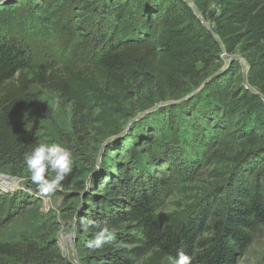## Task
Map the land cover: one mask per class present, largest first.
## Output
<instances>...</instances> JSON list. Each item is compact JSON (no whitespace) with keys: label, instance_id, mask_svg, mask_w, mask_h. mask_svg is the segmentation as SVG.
<instances>
[{"label":"trees","instance_id":"16d2710c","mask_svg":"<svg viewBox=\"0 0 264 264\" xmlns=\"http://www.w3.org/2000/svg\"><path fill=\"white\" fill-rule=\"evenodd\" d=\"M190 1L79 0L83 9L95 4L92 9L102 14L106 26L91 39L88 65L76 71L65 65L64 77L52 83L75 118L80 120L83 113L94 116L96 124L112 133L134 103L138 107L133 109L147 110L170 98L179 100L187 84L209 80L205 86L212 103L194 108L197 123H189L194 152L187 156L181 177L192 182L205 163L214 182L186 221L162 219L158 211L177 185L168 174L151 169L164 159L145 119L144 135L132 137L141 153L128 149L129 160L116 161V173L106 170L85 191L77 222L83 264H169L167 257L181 251L192 258L191 264H239L264 229V0ZM27 5L30 26L17 19L13 7L0 4L2 159L25 156L36 145L24 137L26 124L11 119L10 105L31 100V94L17 95L12 83L18 79L25 87L26 74L46 82L52 69L36 65L20 37L21 29H30L45 41L52 39L45 5L38 0H28ZM63 29L69 34L73 27ZM233 56L246 62L245 70ZM223 59L229 64L214 77ZM156 171L163 176L158 178ZM187 183L182 181L178 188ZM4 204L1 200L0 232L16 214L12 205ZM104 224L115 230L114 238L100 249H88L87 242ZM49 243L0 240V264H68L60 258L57 243Z\"/></svg>","mask_w":264,"mask_h":264},{"label":"rangeland","instance_id":"374dc122","mask_svg":"<svg viewBox=\"0 0 264 264\" xmlns=\"http://www.w3.org/2000/svg\"><path fill=\"white\" fill-rule=\"evenodd\" d=\"M38 1L47 9L46 16L50 19L47 27L52 39L45 41L30 29H21L20 37L29 46L36 65L51 66L52 69L46 75L50 80L41 83L35 80L33 74H26L25 87L20 85L18 79L15 80L12 83L13 91L17 95L31 94L29 97L31 100L23 101L19 106L10 105V116L13 121L26 124L24 137L28 141L35 144L58 143L71 149L73 171L62 181V188L42 193L39 186L31 180L24 163V155L8 159L0 157V196L4 198L0 201L2 200L6 206L12 205L16 210L10 224L1 230L0 240L5 243H17L28 238L42 246L49 242L47 245L57 243L59 256L64 262L83 264L85 255L78 248L77 222L78 215L84 210L85 191H89L95 180L104 176L106 170H113V173H116L115 162L126 163L129 160V154L126 152L128 149L137 154L141 153L139 142L132 137L144 135L147 129L145 119L150 124L148 127H152L150 135L155 148L161 159H164L155 166L151 165V169L168 174L172 183L177 185L164 199L158 215L164 220L186 221L214 189L212 169L205 163L198 168L192 182L181 177L185 173L183 164L187 156L194 152L189 124L195 126L197 123L194 108H197V104L201 108H207L208 104L212 103L205 86L209 80L198 85L187 84L179 100L170 98L147 110L133 109L132 107H138L136 103L130 105L132 110L128 117L117 122L118 128H113L112 133L96 124L94 116L83 113L78 120L70 103L52 83L64 77L65 65L70 68L73 65L72 71L88 65V55L93 50L91 39L101 30H105V19L101 13L95 12V8L92 9V5L95 4L83 9L79 0L63 3L53 1L50 4L48 0ZM27 3L28 0H0V4L13 7L17 19L23 18L30 26L27 19L30 9ZM67 24L73 27L69 34L63 29ZM206 26L212 27L209 23ZM223 60L224 66L214 73V77L228 66L229 61ZM239 63L242 64L241 61ZM243 63L246 67L244 60ZM139 125L141 127L136 134L134 131ZM99 129L102 130L99 132ZM113 137L115 139H110ZM106 140L110 142L105 144ZM116 145L123 147L115 148ZM157 173L156 171L155 175L158 178L163 176ZM182 181L188 183L183 189H179ZM86 184L90 185L87 190ZM14 195H17L18 199L11 201L8 196ZM263 259L264 229L239 264H262Z\"/></svg>","mask_w":264,"mask_h":264},{"label":"clouds","instance_id":"9594fccd","mask_svg":"<svg viewBox=\"0 0 264 264\" xmlns=\"http://www.w3.org/2000/svg\"><path fill=\"white\" fill-rule=\"evenodd\" d=\"M110 139H115V137ZM109 142L106 140L105 144ZM24 163L33 183L39 186L42 193H49L62 188V181L73 171V153L71 149L58 143H38L31 148V151L25 153ZM89 187L90 185L86 184L85 190ZM88 223L89 225L96 224L95 221ZM114 231L104 224L94 238L87 242L86 247L93 251L102 248L114 238ZM167 259L169 264H191L192 261V258L183 251L175 257L169 255Z\"/></svg>","mask_w":264,"mask_h":264},{"label":"water","instance_id":"95a60500","mask_svg":"<svg viewBox=\"0 0 264 264\" xmlns=\"http://www.w3.org/2000/svg\"><path fill=\"white\" fill-rule=\"evenodd\" d=\"M235 59H239V60L242 62L243 69L245 70L246 67H245V65H244V63H243V59L240 58V57H236V56L231 57V60H235ZM244 78H245V77H244Z\"/></svg>","mask_w":264,"mask_h":264}]
</instances>
